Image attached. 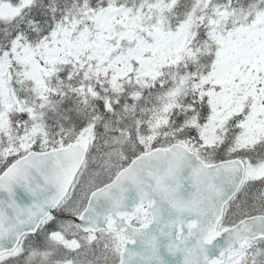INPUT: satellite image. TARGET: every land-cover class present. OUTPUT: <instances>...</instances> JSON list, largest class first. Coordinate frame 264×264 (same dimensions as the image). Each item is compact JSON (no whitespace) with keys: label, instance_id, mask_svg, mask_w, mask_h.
Instances as JSON below:
<instances>
[{"label":"snow or ice","instance_id":"1","mask_svg":"<svg viewBox=\"0 0 264 264\" xmlns=\"http://www.w3.org/2000/svg\"><path fill=\"white\" fill-rule=\"evenodd\" d=\"M0 264H264V0H0Z\"/></svg>","mask_w":264,"mask_h":264}]
</instances>
